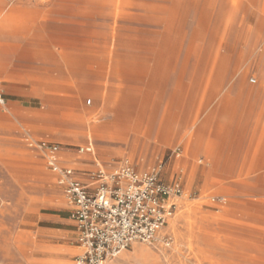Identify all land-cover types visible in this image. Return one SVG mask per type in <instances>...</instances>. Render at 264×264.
<instances>
[{
	"label": "rangeland",
	"instance_id": "obj_1",
	"mask_svg": "<svg viewBox=\"0 0 264 264\" xmlns=\"http://www.w3.org/2000/svg\"><path fill=\"white\" fill-rule=\"evenodd\" d=\"M1 1V50L18 80L1 84L0 264H74L80 253L72 206L26 138L58 143L81 175L97 159L182 176L161 234L172 244L134 243L107 264H264V11L242 0ZM243 82L251 94L239 97ZM89 142L94 154L78 153ZM188 142L200 143L194 157ZM206 151L233 169L202 171Z\"/></svg>",
	"mask_w": 264,
	"mask_h": 264
},
{
	"label": "built area",
	"instance_id": "obj_2",
	"mask_svg": "<svg viewBox=\"0 0 264 264\" xmlns=\"http://www.w3.org/2000/svg\"><path fill=\"white\" fill-rule=\"evenodd\" d=\"M251 82L256 83V79L252 78ZM0 106H6L1 89ZM25 140L30 149L44 155L72 206L70 218L76 228L80 250L74 264H107L134 243L172 244L171 236L161 234L185 196L180 174L165 181L161 177L163 163L140 171L128 160H121L110 171L96 159L97 170L81 175L63 164L58 143ZM78 153L94 154L93 143L78 147ZM172 156L179 158L180 150L172 151ZM218 201L223 203L225 198L220 197Z\"/></svg>",
	"mask_w": 264,
	"mask_h": 264
},
{
	"label": "crops",
	"instance_id": "obj_3",
	"mask_svg": "<svg viewBox=\"0 0 264 264\" xmlns=\"http://www.w3.org/2000/svg\"><path fill=\"white\" fill-rule=\"evenodd\" d=\"M242 1L245 2V4L247 5L245 10L254 11V12L255 11H264V0H242ZM2 4L3 3L0 0V9H2ZM1 31L2 30H0V44H2V42H1L2 32ZM14 35H17V34H14ZM7 55H8V52L7 51L3 52V49L1 50V45H0V81H1L0 82V89L2 90V92L4 94V97H5V93H4L5 86L4 85H8V83L13 82L14 80H16V81L18 80L17 79L18 77H15L14 74L11 72V69L8 67V62H6L7 61ZM3 57H5V58H3ZM1 84H4L3 85L4 89L1 87ZM53 92H59V89L55 88V89H53ZM250 94H251V89L244 82L241 83L239 86V97L248 96ZM49 97H51V96H49ZM94 97L96 100H98L99 95L95 94ZM5 99H6V97H5ZM60 100H61L60 96L52 95V102H54V104ZM72 100H74V99H72ZM40 101L42 103L46 102V101H44V97H41ZM237 102H238L237 99L226 100V101H223V104L231 106V105L237 104ZM107 105H109V104H107ZM0 107H2V106H0ZM6 107H7V100H6V106L3 108H6ZM117 111L119 112L118 109H117ZM82 114L86 115L85 112H82ZM119 120L120 119L117 120L118 123H119ZM116 131H115V133H116ZM92 132H94L93 135H96V136H99L102 138H107V137L112 138L113 135L115 134L113 132V130L100 129L97 127L92 128ZM200 147H201L200 143H198V142H194L193 144L188 142L185 144V148H187L189 150V155L191 157H194V155H196L198 153V149ZM204 156H205V159L209 158L212 162L210 164H208V167H204L202 169V171L216 172V171H230L231 169H233L234 164H232V162L229 158L230 157L229 155H217V154L209 153L208 151H206L204 153ZM180 157H181V154H180ZM179 158H176V159H179ZM190 166H192V165H190ZM209 181H211V179L204 178L202 180V183H204V185L209 184Z\"/></svg>",
	"mask_w": 264,
	"mask_h": 264
},
{
	"label": "bare ground",
	"instance_id": "obj_4",
	"mask_svg": "<svg viewBox=\"0 0 264 264\" xmlns=\"http://www.w3.org/2000/svg\"><path fill=\"white\" fill-rule=\"evenodd\" d=\"M84 114V113H83Z\"/></svg>",
	"mask_w": 264,
	"mask_h": 264
}]
</instances>
